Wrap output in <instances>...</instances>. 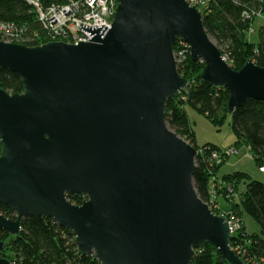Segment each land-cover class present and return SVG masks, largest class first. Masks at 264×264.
Returning <instances> with one entry per match:
<instances>
[{
    "label": "water",
    "instance_id": "1",
    "mask_svg": "<svg viewBox=\"0 0 264 264\" xmlns=\"http://www.w3.org/2000/svg\"><path fill=\"white\" fill-rule=\"evenodd\" d=\"M118 1L111 30L81 25L89 43L0 41V68L23 90L0 89V205L17 215L0 213V231L16 237L25 218H49L100 264H193L205 245L246 264L199 197V150L170 129L166 106L187 87L179 40L205 64L200 79L230 92V114L264 102V68L233 70L187 0ZM5 250L0 241V264H13Z\"/></svg>",
    "mask_w": 264,
    "mask_h": 264
},
{
    "label": "trees",
    "instance_id": "2",
    "mask_svg": "<svg viewBox=\"0 0 264 264\" xmlns=\"http://www.w3.org/2000/svg\"><path fill=\"white\" fill-rule=\"evenodd\" d=\"M70 0H44V3L65 4ZM204 26L229 66L240 71L248 61L264 68V27L261 29L259 44L250 42L249 32L258 15L264 14V0H207L201 9ZM0 24L11 25L22 33L28 46L48 43L45 30L37 14L25 0H0ZM34 35L37 37L34 38ZM174 47L176 55L182 53L178 63L181 76L187 80L185 91L166 106V121L170 129L199 150L196 160L197 171L194 186L205 203L223 199L242 220L241 227L232 235L231 247L246 264H264V183L253 180L245 173H234L219 177L222 166L212 159L215 152L224 153L217 146L197 145L196 135L191 125L187 107L197 110L216 125L231 116V129L237 137L236 149L241 145L249 147L256 163L264 167V102L249 100L234 114H230L228 104L230 92L225 88L212 87L200 79L205 64L192 61L189 49L179 44ZM179 46V47H178ZM0 89L10 94L22 93L17 74L0 68ZM0 146V153H1ZM69 200L76 205L81 199L73 195ZM227 210V211H228ZM0 213L11 220L17 215L8 207L0 205ZM247 213L261 226V234H251L245 226L243 214ZM76 236L49 218L27 217L22 223V231L16 237L0 231V241L6 243L3 258L13 264H100L94 257L81 256ZM193 264H229L211 245L196 251Z\"/></svg>",
    "mask_w": 264,
    "mask_h": 264
},
{
    "label": "built area",
    "instance_id": "3",
    "mask_svg": "<svg viewBox=\"0 0 264 264\" xmlns=\"http://www.w3.org/2000/svg\"><path fill=\"white\" fill-rule=\"evenodd\" d=\"M25 1L37 14L38 20L45 30L46 40L49 42H65L71 45H79L80 42L89 43L91 40L92 36L81 29V25L91 28L106 26L111 30L119 4L118 0H70L65 4H47L44 3V0ZM187 2L201 11L206 6L207 0H187ZM261 15H258V17H261ZM35 37L37 35H34ZM0 41L7 43L23 42L25 44L28 40L23 39L22 33L17 32L13 26L0 24ZM179 41V44L181 46L185 45L190 52L189 46L182 40ZM181 55L182 53L178 56L176 55L178 63L180 62L179 58ZM233 153H238V151L232 149L225 151L223 154L215 152L212 155V159L218 165H221L225 158ZM260 169L264 174V167ZM206 204L209 205L214 213L216 210L219 213L218 216L225 219L230 225L232 235L241 227L240 219L230 210H221L219 202H215L214 200Z\"/></svg>",
    "mask_w": 264,
    "mask_h": 264
},
{
    "label": "rangeland",
    "instance_id": "4",
    "mask_svg": "<svg viewBox=\"0 0 264 264\" xmlns=\"http://www.w3.org/2000/svg\"><path fill=\"white\" fill-rule=\"evenodd\" d=\"M253 27L254 28L249 32L250 42L253 44H259L261 41V29L264 27V14L256 19ZM211 39L219 49H222L213 38ZM18 43L24 44L23 42ZM180 47L182 48L183 46L180 45ZM187 112L196 135L198 146L203 147L204 145L211 144L224 151L236 149L234 145L237 141V137L230 126V115L224 119V122L221 125H216L206 116L200 114L197 110L191 107H187ZM236 150L238 153H233L225 158L219 170V176L224 177L226 175L240 172L251 176L253 180L264 183V174L261 172V169L256 163L249 147H247V145H241L239 149ZM219 207L224 211H227L229 208L228 204L221 198L219 199ZM215 214L219 215L216 210ZM238 218L240 219V224H242L241 218ZM243 220L246 228L251 234H261L262 231L260 224L250 215L247 213L243 214Z\"/></svg>",
    "mask_w": 264,
    "mask_h": 264
},
{
    "label": "crops",
    "instance_id": "5",
    "mask_svg": "<svg viewBox=\"0 0 264 264\" xmlns=\"http://www.w3.org/2000/svg\"><path fill=\"white\" fill-rule=\"evenodd\" d=\"M218 176H219V173H218ZM220 177V176H219Z\"/></svg>",
    "mask_w": 264,
    "mask_h": 264
},
{
    "label": "flooded vegetation",
    "instance_id": "6",
    "mask_svg": "<svg viewBox=\"0 0 264 264\" xmlns=\"http://www.w3.org/2000/svg\"><path fill=\"white\" fill-rule=\"evenodd\" d=\"M82 201V200H81Z\"/></svg>",
    "mask_w": 264,
    "mask_h": 264
}]
</instances>
